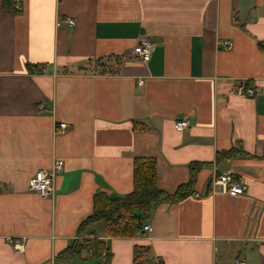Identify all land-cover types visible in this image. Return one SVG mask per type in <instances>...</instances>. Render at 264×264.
<instances>
[{
  "label": "crops",
  "instance_id": "crops-1",
  "mask_svg": "<svg viewBox=\"0 0 264 264\" xmlns=\"http://www.w3.org/2000/svg\"><path fill=\"white\" fill-rule=\"evenodd\" d=\"M67 17L76 24L58 27ZM142 38L155 43L148 62L132 54ZM232 148L245 153L217 160ZM136 156L156 159L170 192L200 164L194 193L155 204L150 234L113 237L104 221L80 234L96 192L132 191ZM56 158L43 198L29 181ZM228 172L243 194L211 192ZM88 234L108 263L57 257ZM136 245L150 264H264V0H0V264H134Z\"/></svg>",
  "mask_w": 264,
  "mask_h": 264
},
{
  "label": "trees",
  "instance_id": "trees-1",
  "mask_svg": "<svg viewBox=\"0 0 264 264\" xmlns=\"http://www.w3.org/2000/svg\"><path fill=\"white\" fill-rule=\"evenodd\" d=\"M240 149L219 151L217 160L243 155ZM198 163L191 167V179L182 183L173 192L167 191L159 185L158 169L154 157L136 156L133 166V189L124 196H112L107 191H98L93 195V211L81 223L79 233L84 234L87 227L98 221H104L107 233L113 237H134L141 232L151 216L154 205L166 201H179L194 193ZM90 250L91 257L100 259L104 251L107 252L109 262L110 250L107 242L98 237L76 238L73 244L58 254V258L81 255ZM150 247L136 245L134 248V264H150ZM58 264V263H57Z\"/></svg>",
  "mask_w": 264,
  "mask_h": 264
},
{
  "label": "built area",
  "instance_id": "built-area-1",
  "mask_svg": "<svg viewBox=\"0 0 264 264\" xmlns=\"http://www.w3.org/2000/svg\"><path fill=\"white\" fill-rule=\"evenodd\" d=\"M20 5L16 4L15 9H19ZM66 24L67 26L73 27L76 24V19L73 17H67L64 20L58 19L57 26L60 27ZM225 48H231L233 46V41L226 39L220 42ZM155 48V43L148 39L142 38L133 48L132 54L134 58L140 59L144 62H148ZM103 70L106 73L114 72L111 69V65H103ZM143 83V81H140ZM237 93L243 96L253 97L255 95V89L252 86H245L244 83L238 85ZM191 126V120L188 116H184L175 121L174 127L178 131H184ZM73 125L67 122H60L57 125L58 133H65L67 130L72 128ZM65 161L61 158L54 159L52 166L49 168H41L35 172V174L30 178L29 189L37 192L41 197L47 198L52 195L55 191V182L57 175L63 170ZM212 189L211 192L216 194L218 192L229 193L231 195H239L245 192L244 186L233 176L231 172L227 174H215L212 177ZM153 231V226L151 223H146L139 234H150ZM89 237V234L87 235ZM86 236V237H87ZM77 238H80L78 236ZM10 240L13 242V248L15 251L22 250L21 243L19 241H14L12 238ZM107 259V252L102 253L101 260L104 262ZM239 264H246V262L239 261Z\"/></svg>",
  "mask_w": 264,
  "mask_h": 264
}]
</instances>
